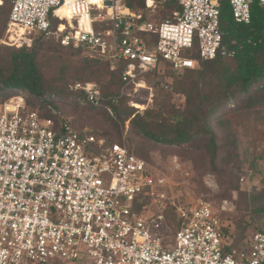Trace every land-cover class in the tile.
<instances>
[{
  "label": "built area",
  "instance_id": "obj_1",
  "mask_svg": "<svg viewBox=\"0 0 264 264\" xmlns=\"http://www.w3.org/2000/svg\"><path fill=\"white\" fill-rule=\"evenodd\" d=\"M169 1L145 0V7ZM221 1L177 0L179 11L153 22L118 0H10L7 32L83 46L107 60L109 72L120 73L118 95L103 96L93 82L70 90L113 116L112 106L130 89L146 88L148 76L228 55L221 47ZM226 1L234 22L248 24L252 0ZM257 3L264 8V0ZM62 8L70 18L61 17ZM195 44L198 59L188 56ZM163 185L124 136L106 143L68 122L57 131L21 95L0 106V264H264V229L234 246L207 202L176 208L175 227L162 204L147 215L141 199Z\"/></svg>",
  "mask_w": 264,
  "mask_h": 264
},
{
  "label": "trees",
  "instance_id": "obj_2",
  "mask_svg": "<svg viewBox=\"0 0 264 264\" xmlns=\"http://www.w3.org/2000/svg\"><path fill=\"white\" fill-rule=\"evenodd\" d=\"M122 2L132 13L141 14L143 20L152 21L146 16L148 9L145 7V0ZM8 3L7 0H2L0 5V40L5 37L7 30L10 12ZM160 4L163 6L164 16L181 9L177 0ZM219 11L221 47L228 55L221 56L218 53L212 60L201 61L197 69L184 70L182 77L174 76L175 73L169 67L164 68L161 73L148 76L147 79L157 77L153 83L154 95L151 93L153 108L147 105L141 116L134 114L131 108H119L118 104L127 98L124 96L117 105L112 106L113 117L121 119L122 116L123 122L129 121L140 135L155 143L176 145L202 140L214 159L217 149L212 122L222 124L228 120L241 123L239 112L264 105V8L258 5L257 0H252L248 24L234 22L226 0L220 2ZM94 30H98L95 24ZM35 37L29 46L26 43L13 46L0 44V92L6 93L8 98L13 97L12 93L14 96L21 95L29 110L36 111L42 118L51 119L55 130L59 131L60 123L56 124L53 116L45 117L39 111L52 107L51 103L55 101L87 106L83 104L84 95L81 92H69L64 84L70 80L76 82L75 85L91 82L93 77L101 75L103 69L109 70L110 63L83 46L77 49L64 47L43 36ZM150 38L154 40V37ZM63 54H71L73 58L59 65ZM188 56L198 59L196 44ZM55 64L59 66L58 69L52 68ZM113 75L118 88L107 93L101 91L105 97L118 95L123 86L119 70ZM166 76H174L169 91H164L169 86L164 85L160 79ZM175 93L184 98L183 109H177L171 103ZM29 99L39 102V105L34 106L38 109L28 107ZM4 102L6 101L2 100L1 105ZM73 129L82 133L74 127ZM129 151L138 156L130 148ZM261 198L264 199V192ZM165 216L168 223L175 227L176 216L169 211ZM224 232L229 235L227 227ZM231 241L232 245H238L234 238Z\"/></svg>",
  "mask_w": 264,
  "mask_h": 264
},
{
  "label": "rangeland",
  "instance_id": "obj_3",
  "mask_svg": "<svg viewBox=\"0 0 264 264\" xmlns=\"http://www.w3.org/2000/svg\"><path fill=\"white\" fill-rule=\"evenodd\" d=\"M7 1L10 5V0ZM121 3L122 0H118V4ZM162 10L163 6L156 2L146 16L154 22L168 19L171 13L164 16ZM7 30L5 37L0 40V44L4 46L21 43L29 46L36 38L35 36L20 38L18 31L8 33ZM60 58L59 65L71 60L73 56L63 54ZM58 67L56 64L52 66L57 69ZM182 75L183 72L174 74L177 77ZM174 76L160 78L164 85L169 86L164 91L171 89ZM156 80L157 77L146 79V88L137 92L130 89L128 91L130 97L123 99L118 107L131 108L134 114L140 116L147 105L153 108V97L150 95L151 93L154 95L153 83ZM115 81V75L105 69L101 75L91 79V82L99 85L101 91L105 93L117 90ZM75 83L70 80L64 86L71 92L70 87ZM6 95L0 92V106L2 100L10 99ZM128 103H134L144 109H136ZM171 103L177 109H183L184 98L175 93L172 95ZM35 105H39L37 100H28L29 108L38 109L34 107ZM51 106L38 111L45 117L53 116L56 124L68 122L78 131L94 136L98 140H105L106 143L118 142L124 136L127 146L147 162L155 177L164 180L162 188L153 196L148 195L141 199V203L147 207V215L151 214L152 210L155 211V205L162 204L165 213L169 211L175 215L176 208L192 206L198 200H202L210 204L223 220L229 234L227 242L234 238L238 244H242L253 233L264 229V199L261 198L264 192V105L239 112L241 123L228 120L222 124L212 122L211 128L215 133L217 149L214 159L211 158L202 140L176 145L155 143L140 135L131 127L129 121L123 122L122 116L118 119L104 113L103 110L69 105L64 101L52 102Z\"/></svg>",
  "mask_w": 264,
  "mask_h": 264
},
{
  "label": "bare ground",
  "instance_id": "obj_4",
  "mask_svg": "<svg viewBox=\"0 0 264 264\" xmlns=\"http://www.w3.org/2000/svg\"><path fill=\"white\" fill-rule=\"evenodd\" d=\"M59 14L61 15V17H62L63 19H65V18H70V17H69V14H68V12L66 11L65 8H62V9L59 11ZM10 32H13V31L10 30Z\"/></svg>",
  "mask_w": 264,
  "mask_h": 264
}]
</instances>
